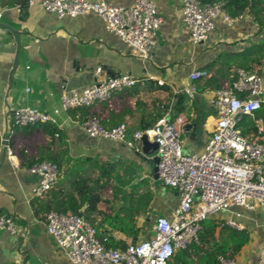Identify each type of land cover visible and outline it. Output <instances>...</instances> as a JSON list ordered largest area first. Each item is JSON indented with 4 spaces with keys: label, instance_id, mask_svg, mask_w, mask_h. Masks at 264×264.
<instances>
[{
    "label": "crops",
    "instance_id": "obj_1",
    "mask_svg": "<svg viewBox=\"0 0 264 264\" xmlns=\"http://www.w3.org/2000/svg\"><path fill=\"white\" fill-rule=\"evenodd\" d=\"M107 1L124 6L133 2ZM153 2L163 23L149 58L142 61L122 40L107 31L102 20L93 13L58 17L45 11L38 1L19 11L18 4L0 0V137L7 139L14 154V157L7 156L0 144V214L12 215L16 224L15 233L0 229V264H71L46 232L44 206L56 197L58 189L71 190L73 178L67 168L77 158L89 157L94 162L78 164L79 172L75 175L95 179L100 168L111 171L110 184L100 190L99 209L114 212L120 205L118 196H113L117 185L127 194L133 188L139 193H149V208L137 217L138 224L145 225L137 240L152 237L156 217L169 218L176 209L177 191L155 178L151 170L148 159L156 155L155 152L136 153L123 142L90 137L83 129L82 120L92 114L105 127L125 120L132 133L142 120L164 109L168 92L157 85L176 92L194 84L195 97L187 98L186 108L179 114L194 112L188 122L192 127H184V151H200L215 123L209 96L213 89L228 86L236 69L253 73L237 65L235 54L264 41V29L258 31L249 14L244 12L230 26L221 18L217 19L208 39L193 43L181 21L182 1ZM97 69L100 71L96 72ZM195 69H204L208 75L191 81L189 73ZM256 69L263 82L261 107L251 115H244L239 129L252 141L264 143V55ZM121 74L134 75L137 83L87 109L76 107L60 111L56 115L58 123L53 125L58 129L54 136L40 125L25 128L12 123L13 112L20 106L53 113L55 108H60L63 90L83 89ZM160 80L163 84H158ZM204 85L211 87L205 89ZM60 136L59 143L55 139ZM52 154L61 156L58 187L56 184L43 196H32L35 177L27 171L28 162ZM11 159H16L18 166L13 165ZM109 205L113 208L108 209ZM233 210L241 213L239 220L250 234L236 261L256 264L257 250L264 242V210L260 207L253 211L242 207ZM230 214L222 212L217 216L224 218ZM100 217L98 215V219ZM98 231L103 240L112 238L125 244L134 240L108 224Z\"/></svg>",
    "mask_w": 264,
    "mask_h": 264
},
{
    "label": "built area",
    "instance_id": "obj_2",
    "mask_svg": "<svg viewBox=\"0 0 264 264\" xmlns=\"http://www.w3.org/2000/svg\"><path fill=\"white\" fill-rule=\"evenodd\" d=\"M36 1L45 11L58 17L97 15L105 29L122 40L142 61L149 58L163 23L153 0H133L129 6L107 0H27L26 7H32ZM181 1V21L193 43L207 40L217 19L221 18L230 26L237 18L224 9L220 0ZM17 9L20 11L18 5ZM207 75L206 70L195 69L189 73V79L195 81ZM136 83L134 75L121 74L83 89L63 90L60 108H55L53 113L20 106L13 112L12 123L20 127L37 123L55 125L60 111L108 101ZM183 90L188 99H193L197 92L194 84ZM262 94L261 76L243 69L235 70L228 86L213 89L208 104L214 111L215 123L200 151H184L182 135L186 123L194 117L193 111L178 114L173 119L166 112L151 128L136 129L130 134L125 120L105 127L96 117L85 119L82 126L88 136L123 142L136 153H142L143 134L154 141L158 178L177 191L178 205L169 218L156 217L152 237L129 242L124 248L106 247L97 237L96 228L77 213L49 211L44 221L46 232L71 264H167L177 250L198 242L202 221L207 217L230 212L223 218L224 224L237 230L245 229L239 220L241 213L233 209L242 207L253 211L260 207L264 210V143L243 135L239 123L244 115H251L261 107ZM0 144L7 156L14 157L6 138L0 137ZM11 162L18 166L16 159ZM27 171L35 177L32 196H41L53 188L60 176V168L48 160L34 161ZM0 229L15 233L12 215L0 214ZM216 260L217 264H238L236 259L222 254H218ZM256 264H264V242L257 250Z\"/></svg>",
    "mask_w": 264,
    "mask_h": 264
},
{
    "label": "trees",
    "instance_id": "obj_3",
    "mask_svg": "<svg viewBox=\"0 0 264 264\" xmlns=\"http://www.w3.org/2000/svg\"><path fill=\"white\" fill-rule=\"evenodd\" d=\"M18 4L20 10L26 7L27 0H7ZM201 3H211L218 0H199ZM224 3V9L232 16L237 17L241 13L247 12L253 22L257 25L258 31L264 29V0H220ZM264 55V41L249 46L245 51L236 53L235 58L238 60L239 66L250 69L251 72L258 74L259 70L256 69L261 63ZM200 79V78H199ZM208 79L207 82H210ZM159 89L168 92V100L161 112H155L149 117V119L142 120L137 126L138 130L144 131L151 128L154 123L160 119L165 112H169L170 119H173L180 112H183L186 108L187 94L184 90L176 92L171 91L165 85H157ZM211 85H204L207 89ZM203 88V89H204ZM89 106H82L78 108L87 109ZM94 117L92 114H88L85 118ZM121 118L118 119V122ZM102 124L101 120L99 119ZM118 124V123H117ZM44 127L46 132H49L51 136H54L58 129L50 123H37ZM103 125V124H102ZM115 126V125H114ZM20 127V126H15ZM30 127V126H24ZM130 134L131 132L128 131ZM55 141H61V136L56 138ZM60 155H49L39 157L36 161L48 160L51 161L59 168L62 167L60 161ZM34 161L28 162L31 165ZM84 162H94L89 157L77 158L76 161L67 168L68 174L72 175L71 190L60 191L55 198L47 201L44 206L45 216L49 211L61 212L63 214H79L82 213L83 217L87 219L97 231V237L102 241L106 247L112 248H124L126 246L122 241H114L112 238L106 240L102 238L98 229L105 224L123 232L127 237L137 239L143 234L145 225L138 224V215L148 210L149 193H139L132 189L131 193L126 192L121 185H117L114 188L116 194L114 198L118 196L121 203L114 209V212H108L106 209H99L98 204L101 200L100 190H104L108 184H110V173L105 168L99 169V176L95 179L90 177H81L75 175V172H79L78 164ZM65 169V175L67 174ZM90 181V182H89ZM123 185L125 184V181ZM58 187V184L56 185ZM55 186V187H56ZM49 191V190H48ZM47 191V192H48ZM45 192V193H47ZM44 193V194H45ZM43 194V195H44ZM41 195V196H43ZM110 200H107L110 203ZM84 206V209L81 208ZM109 208L111 205H109ZM98 215H101L98 219ZM98 224V225H97ZM250 238L249 231L245 228L237 230L226 224H224L223 218L217 215L207 217L202 221V227L199 232V240L197 243H192L188 247L177 250L167 261V264H217L216 256L222 254L225 257L236 259L240 254L242 248L248 243ZM141 240V239H140Z\"/></svg>",
    "mask_w": 264,
    "mask_h": 264
},
{
    "label": "water",
    "instance_id": "obj_4",
    "mask_svg": "<svg viewBox=\"0 0 264 264\" xmlns=\"http://www.w3.org/2000/svg\"><path fill=\"white\" fill-rule=\"evenodd\" d=\"M192 127V123H186L185 128L186 129H190ZM141 143H142V153L143 154H153L156 149H157V144L154 141H150L147 139L146 134H143L141 137ZM3 153H5V149H3ZM141 154V155H143ZM150 166H151V170L155 173L154 177L158 178V173H157V161H158V157L156 155H152L149 159H148ZM79 215L81 216V213H79ZM134 242L137 241V239L133 240Z\"/></svg>",
    "mask_w": 264,
    "mask_h": 264
}]
</instances>
